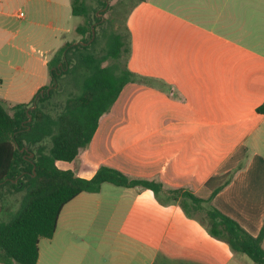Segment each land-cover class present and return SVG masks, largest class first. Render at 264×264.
I'll return each mask as SVG.
<instances>
[{
	"label": "crops",
	"instance_id": "0c3cea01",
	"mask_svg": "<svg viewBox=\"0 0 264 264\" xmlns=\"http://www.w3.org/2000/svg\"><path fill=\"white\" fill-rule=\"evenodd\" d=\"M45 4L46 26L58 24L53 54L70 42L79 16L72 0ZM127 24L128 68L158 83H127L90 145L75 161L58 160V167L92 178L108 165L203 198L211 194V176L237 169L213 203L258 235L264 223V114L257 111L264 102V0H146ZM38 60L48 71L37 68L28 87L0 77V98L9 106L29 103L50 82L49 57ZM91 213L93 226L103 218V229L79 226ZM236 252L187 215L179 200L166 203L143 186L104 183L100 192L66 204L54 236L40 240L37 264H245Z\"/></svg>",
	"mask_w": 264,
	"mask_h": 264
},
{
	"label": "trees",
	"instance_id": "16d2710c",
	"mask_svg": "<svg viewBox=\"0 0 264 264\" xmlns=\"http://www.w3.org/2000/svg\"><path fill=\"white\" fill-rule=\"evenodd\" d=\"M97 1L103 7L107 6V0ZM143 1L146 0H135L126 9L120 30L111 28V19L99 23L107 46L106 52L97 56L91 52V45L84 43L89 42L86 38L88 33L92 37L93 23L101 22V19L88 0H72L73 15L85 19L76 28L83 39L76 44L66 43L49 61L53 83L59 81L60 75L52 68L60 61L71 66L70 69L76 73L80 72L78 80L74 78L77 82L80 80V91L67 97L63 111L47 112L42 107L56 92V89L48 92L47 85L29 103L9 106L0 98V200L3 201V192L9 187L25 191L18 211L7 221L0 220V263L37 264L40 240L54 236L66 204L83 192H100L104 183H111L122 187H146L166 203L179 200L191 217L199 210L205 211L206 225L212 236L247 255L254 263L264 264V223L260 233L253 235L213 203L216 195L232 182L237 169L211 176L206 182L211 194L203 198L183 189L165 190L160 181L132 178L108 165L100 166L92 178H84L72 169H62L57 165L58 160L75 161L81 150L90 145L101 117L111 109L127 83H158L157 79L128 68L132 37L127 20L135 6ZM116 8L115 5L109 6L112 11ZM98 39L97 36L95 41ZM109 59L112 62L103 65ZM35 102L37 107L31 108L28 115L27 110ZM257 111L264 114V102ZM25 147L27 150L21 151ZM30 152L34 153L33 158H29ZM0 207L3 209L2 204Z\"/></svg>",
	"mask_w": 264,
	"mask_h": 264
},
{
	"label": "rangeland",
	"instance_id": "374dc122",
	"mask_svg": "<svg viewBox=\"0 0 264 264\" xmlns=\"http://www.w3.org/2000/svg\"><path fill=\"white\" fill-rule=\"evenodd\" d=\"M109 2V6H117L115 11L109 10V6L105 9L97 0H88V3L94 8L93 10L96 9V14L101 19V22L95 21L93 23L95 28L94 39L89 37V33L86 36V38H89V42L91 41L88 44L91 45V52L97 56L103 55L106 52L107 46L105 39L101 35L102 27L98 26L99 23L111 19L112 29L116 31L122 29L125 20V11L135 3V0H109ZM45 5V0H0V47L3 48V55L0 52V65L3 67L0 77L4 79V83H6V78L8 81L14 78L13 82L15 87H28L30 84L29 80L39 75V72H34L38 71L37 68L41 67L37 59L39 57L48 56L50 61L61 48L60 47L52 54L51 50L57 46L60 37H57L58 24L55 23L52 27L46 26L49 19L47 17L45 18L43 14ZM19 11H23L26 16L19 17L16 14V12ZM84 21L85 19L83 17H79L78 21L74 20L73 23L78 26L84 23ZM77 26L67 36L70 42L79 43L83 39V36L76 30ZM44 36L47 38L46 41L42 40ZM97 36L99 39L95 41ZM111 62L112 60L109 59L103 65H108ZM19 66L22 68L16 71V68ZM70 67L65 66V64L60 61L57 66L52 68L57 70L60 78L57 83H53L52 80H50L47 84L51 90L56 89L52 99L42 105L47 112L63 111L65 109L67 97L79 93L81 83L80 80L79 82H77V80L80 72L76 73L74 70L70 69ZM42 68L48 71L47 66H43L40 69ZM75 77L77 80L74 79ZM25 78L27 81L23 83L22 81ZM261 154L264 156V145L261 147ZM245 167H247V165ZM261 182L262 181L258 184V188L260 189L263 188V183ZM111 187L117 189V187L113 185H111ZM24 195L25 191H16L11 187L4 190L2 195L4 199L3 201L0 200V204L3 205V212L0 214L1 221L9 220L18 211ZM196 216L206 224L208 223L205 211H197ZM69 219V216L65 218L64 221L66 222L64 223L69 224ZM95 221V226H93V215L91 213L87 216V219H84V221L79 224V226L103 229V218H98ZM236 253L245 259V264H255L246 255L239 252Z\"/></svg>",
	"mask_w": 264,
	"mask_h": 264
},
{
	"label": "water",
	"instance_id": "95a60500",
	"mask_svg": "<svg viewBox=\"0 0 264 264\" xmlns=\"http://www.w3.org/2000/svg\"><path fill=\"white\" fill-rule=\"evenodd\" d=\"M109 3H110V2L107 0V6L105 7V9L108 8ZM92 32H93L92 39H94V37H95V28H94V26H92ZM92 39H91V40H92ZM90 42H91V41H90ZM90 42H87V43H84V44H89ZM74 44H76V43H74ZM55 86H57V85H55ZM55 86H54V87H55ZM50 90H51V88L48 89V92H50ZM41 93L43 94L44 91L42 90ZM36 107H37V103L35 102L34 105H33L32 107H30V108L27 110L28 115H29V111H30V109H31V108L34 109V108H36ZM31 120H32V117L29 116V121H31ZM24 150H27V148L25 147V148L21 149V151H24ZM33 157H34V153H33V152H30V153H29V158H33ZM15 181H16V180H15ZM1 209H2V208L0 207V211H1Z\"/></svg>",
	"mask_w": 264,
	"mask_h": 264
},
{
	"label": "built area",
	"instance_id": "2783aa9c",
	"mask_svg": "<svg viewBox=\"0 0 264 264\" xmlns=\"http://www.w3.org/2000/svg\"><path fill=\"white\" fill-rule=\"evenodd\" d=\"M18 16H19V17H24V16H25V14H24V12H23V11H19V12H18Z\"/></svg>",
	"mask_w": 264,
	"mask_h": 264
}]
</instances>
